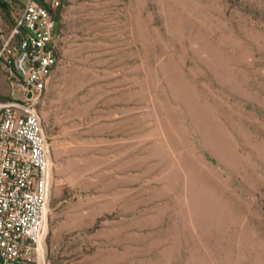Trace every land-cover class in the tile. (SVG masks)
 Returning <instances> with one entry per match:
<instances>
[{"label":"rangeland","instance_id":"rangeland-1","mask_svg":"<svg viewBox=\"0 0 264 264\" xmlns=\"http://www.w3.org/2000/svg\"><path fill=\"white\" fill-rule=\"evenodd\" d=\"M60 18L46 264H264V0H61Z\"/></svg>","mask_w":264,"mask_h":264},{"label":"built area","instance_id":"built-area-1","mask_svg":"<svg viewBox=\"0 0 264 264\" xmlns=\"http://www.w3.org/2000/svg\"><path fill=\"white\" fill-rule=\"evenodd\" d=\"M3 2L0 72L13 92L0 99V264H46L54 162L40 104L57 66L61 0Z\"/></svg>","mask_w":264,"mask_h":264},{"label":"trees","instance_id":"trees-1","mask_svg":"<svg viewBox=\"0 0 264 264\" xmlns=\"http://www.w3.org/2000/svg\"><path fill=\"white\" fill-rule=\"evenodd\" d=\"M7 2H3V0H0V7L5 11L8 12V5L6 4ZM8 16V14H6ZM54 17L57 21V28H55L56 32L58 33V28L60 26L61 23V18H60V7L59 9L54 13Z\"/></svg>","mask_w":264,"mask_h":264},{"label":"crops","instance_id":"crops-1","mask_svg":"<svg viewBox=\"0 0 264 264\" xmlns=\"http://www.w3.org/2000/svg\"><path fill=\"white\" fill-rule=\"evenodd\" d=\"M55 71H56V69H55ZM55 71H54V73H55ZM52 75H53V73H52ZM47 91V90H46ZM45 95H46V93H45Z\"/></svg>","mask_w":264,"mask_h":264}]
</instances>
